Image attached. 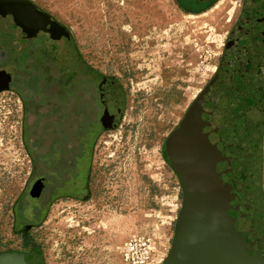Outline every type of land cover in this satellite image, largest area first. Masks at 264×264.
<instances>
[{"label":"rangeland","instance_id":"rangeland-1","mask_svg":"<svg viewBox=\"0 0 264 264\" xmlns=\"http://www.w3.org/2000/svg\"><path fill=\"white\" fill-rule=\"evenodd\" d=\"M32 1L72 38L56 43L58 56L69 53L118 82L121 112L94 141L86 198L59 197L22 230L14 206L28 185V150L43 148L25 100L32 109V95L58 94L41 83L43 67L18 66L37 39L0 16V68L11 75L0 92V252L40 246L47 264H163L184 199L167 139L218 70L244 0L230 8L226 0H186L192 8L178 0Z\"/></svg>","mask_w":264,"mask_h":264},{"label":"water","instance_id":"water-1","mask_svg":"<svg viewBox=\"0 0 264 264\" xmlns=\"http://www.w3.org/2000/svg\"><path fill=\"white\" fill-rule=\"evenodd\" d=\"M0 16L30 38L70 37L32 0H0ZM10 76L0 68V92ZM263 146L264 0H244L218 70L167 139L184 199L163 264H264ZM0 264L47 263L36 246L0 252Z\"/></svg>","mask_w":264,"mask_h":264},{"label":"flooded vegetation","instance_id":"flooded-vegetation-1","mask_svg":"<svg viewBox=\"0 0 264 264\" xmlns=\"http://www.w3.org/2000/svg\"><path fill=\"white\" fill-rule=\"evenodd\" d=\"M178 2L192 8L186 0ZM51 18L55 19L54 16ZM31 39H37L35 49L36 46L43 49L42 56L33 52L31 64L35 68L41 63L48 68L50 78L41 83L58 96H43L47 100L43 99L45 103L39 104L36 101L40 97L36 96L33 99L36 106L29 108L36 135L43 139V148L38 143L36 148L28 150L30 177L14 206L16 223L26 232L37 225L51 201L59 197L75 201L86 198L87 165L94 141L103 124L116 121L123 96L122 88L114 79L89 64L78 63L69 53L61 52L58 56L54 52L57 42H71V37L63 35L54 39L49 32L40 31ZM46 40H50L53 48ZM54 86L58 89H53ZM27 106L25 102V109ZM39 114L44 116L42 121L38 120ZM39 181L44 184L41 191L36 187Z\"/></svg>","mask_w":264,"mask_h":264},{"label":"trees","instance_id":"trees-1","mask_svg":"<svg viewBox=\"0 0 264 264\" xmlns=\"http://www.w3.org/2000/svg\"><path fill=\"white\" fill-rule=\"evenodd\" d=\"M40 47H37L36 48V50L35 51H32V53L30 54V53H28V56L25 58V60L24 59H22V61H18V66H24V65H29V64H31L32 63V61H30V60H28L30 57L32 58V55H33V52L34 53H37L38 55L40 54L41 56H42V51H39V50H37V49H39ZM42 49V48H41ZM16 52V51H15ZM44 54V53H43ZM39 57V56H38ZM35 58V57H34ZM43 67V69H44V71H45V73H43V74H41L42 76L40 77V78H42L43 80H47L48 78H50V77H48L47 76V67L44 65V64H41V63H39L34 69L35 70H39L38 68H42ZM44 74H46V76H44ZM37 94V93H36ZM32 95V98L34 99L37 95ZM24 97V96H23ZM25 102H26V100H25ZM26 110H27V112L30 110L29 109V107L27 106L26 107Z\"/></svg>","mask_w":264,"mask_h":264},{"label":"bare ground","instance_id":"bare-ground-1","mask_svg":"<svg viewBox=\"0 0 264 264\" xmlns=\"http://www.w3.org/2000/svg\"><path fill=\"white\" fill-rule=\"evenodd\" d=\"M232 3H233V0H226V4H229L228 5L229 8L231 7ZM225 9H227V7H225Z\"/></svg>","mask_w":264,"mask_h":264},{"label":"crops","instance_id":"crops-1","mask_svg":"<svg viewBox=\"0 0 264 264\" xmlns=\"http://www.w3.org/2000/svg\"><path fill=\"white\" fill-rule=\"evenodd\" d=\"M36 103H37V104H39V103H45V100L39 98V99H37Z\"/></svg>","mask_w":264,"mask_h":264}]
</instances>
